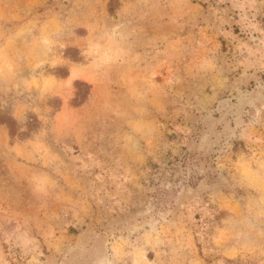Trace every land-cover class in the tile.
<instances>
[{
    "label": "rangeland",
    "instance_id": "obj_1",
    "mask_svg": "<svg viewBox=\"0 0 264 264\" xmlns=\"http://www.w3.org/2000/svg\"><path fill=\"white\" fill-rule=\"evenodd\" d=\"M0 264H264V0H0Z\"/></svg>",
    "mask_w": 264,
    "mask_h": 264
}]
</instances>
